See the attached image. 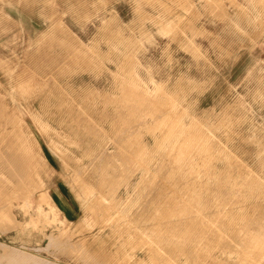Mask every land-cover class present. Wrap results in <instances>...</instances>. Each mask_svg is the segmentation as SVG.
<instances>
[{
    "label": "rangeland",
    "instance_id": "1",
    "mask_svg": "<svg viewBox=\"0 0 264 264\" xmlns=\"http://www.w3.org/2000/svg\"><path fill=\"white\" fill-rule=\"evenodd\" d=\"M261 224L264 0H0V264H264Z\"/></svg>",
    "mask_w": 264,
    "mask_h": 264
},
{
    "label": "crops",
    "instance_id": "2",
    "mask_svg": "<svg viewBox=\"0 0 264 264\" xmlns=\"http://www.w3.org/2000/svg\"><path fill=\"white\" fill-rule=\"evenodd\" d=\"M52 165V164H51ZM68 188L62 182H55L49 184V194L53 198L56 206L58 207L59 211L63 214V216L69 222H76L81 216V209L78 204H76L75 208V215L73 216V210L69 207L70 198L68 195Z\"/></svg>",
    "mask_w": 264,
    "mask_h": 264
},
{
    "label": "bare ground",
    "instance_id": "3",
    "mask_svg": "<svg viewBox=\"0 0 264 264\" xmlns=\"http://www.w3.org/2000/svg\"><path fill=\"white\" fill-rule=\"evenodd\" d=\"M124 92V91H123ZM142 106V105H141ZM127 114H129V113H127ZM159 118V117H158ZM129 125V124H128ZM125 131V130H124ZM190 142V141H189ZM186 144V143H185ZM191 144V143H190ZM115 145V144H114ZM190 147V146H189ZM179 155V154H178ZM143 161V160H142ZM133 162V161H132ZM132 171V170H131ZM79 173V172H78ZM188 182V181H187ZM156 183V182H155ZM161 183V182H160ZM244 183V182H243ZM143 184V183H142ZM163 184V183H162ZM186 184V183H185ZM157 185V184H156ZM147 186V185H146ZM179 186V185H178ZM243 186V185H242ZM186 187V186H185ZM244 187V186H243ZM180 188V187H179ZM226 189H228V188H226ZM155 190V189H154ZM242 190V189H241ZM244 190V189H243ZM220 191H221V189H220ZM224 191V190H223ZM222 192V191H221ZM240 192V191H239ZM247 195V194H246ZM144 196V195H143ZM176 196V195H175ZM174 197V196H173ZM243 198H244V196H243ZM240 199V198H239ZM96 200V199H95ZM244 200V202H245V199H243ZM243 200H242V202H243ZM229 203H230V201H228ZM169 203V202H168ZM172 203V202H171ZM164 204V203H163ZM176 204V203H175ZM175 204H173V205H175ZM222 204V203H221ZM239 204L241 205V203L239 202ZM212 205V204H211ZM220 205V204H219ZM238 205V204H237ZM239 205V207L238 208H242V206H240ZM243 205V204H242ZM101 206V205H100ZM108 206V205H107ZM215 206V205H214ZM225 206H227V205H225ZM229 206V205H228ZM248 206V205H247ZM224 207V206H223ZM229 207H231V206H229ZM249 207V206H248ZM251 207V206H250ZM164 208H165V206H164ZM214 208V207H213ZM220 208V207H219ZM101 209V208H100ZM145 209V208H144ZM233 209V208H232ZM242 209H244V208H242ZM51 210V209H50ZM238 210V209H237ZM106 211V210H105ZM222 211V210H221ZM230 211H231V209H230ZM239 211H241L240 209H239ZM53 212V211H52ZM51 212V213H52ZM233 212V211H232ZM254 214V213H253ZM50 215H53V214H50ZM113 217V216H112ZM103 218V217H102ZM166 218V217H165ZM253 218V217H252ZM113 219V218H112ZM167 219V218H166ZM241 219V218H240ZM239 219V220H240ZM243 219V218H242ZM251 221V220H250ZM163 222H165V221H163ZM240 222V221H239ZM255 222V221H254ZM257 222V221H256ZM258 222H259V220H258ZM263 222V221H262ZM130 224V223H129ZM165 224V223H164ZM246 224V223H245ZM163 225V224H162ZM244 225V224H243ZM250 225V224H249ZM262 225V224H261ZM264 225V224H263ZM262 225V226H263ZM255 226V225H254ZM258 226V225H257ZM251 227V226H250ZM256 227V226H255ZM236 228H237V226H236ZM244 228V227H243ZM262 229V228H261ZM248 229H246L245 231H247ZM254 230H255V228H254ZM135 231V230H134ZM224 232V231H223ZM221 233V232H220ZM240 233V232H239ZM245 233V232H244ZM247 233V232H246ZM249 233V232H248ZM264 233V232H263ZM131 234V233H130ZM189 234V233H188ZM215 234V233H214ZM218 234V233H217ZM230 234V233H229ZM18 236H20V235H23L22 237H21V240L23 239V240H25L24 242H28V239H29V237H31V232L28 230L27 231V229H24V231L23 232H21L20 234L18 233L17 234ZM16 235V236H17ZM207 235V234H206ZM210 235H212V234H210ZM249 235V234H248ZM253 235V234H252ZM262 235H264V234H262ZM239 236V235H238ZM259 236L261 237V235L259 234ZM136 237V236H135ZM223 237V236H222ZM245 237H247V236H245ZM253 237V236H252ZM257 237V236H256ZM205 238V237H204ZM214 238V237H213ZM243 238H244V236H243ZM243 238H240V239H243ZM249 238V237H248ZM255 238V237H254ZM259 239L260 238H258V240L257 241H259ZM261 239H264V236H263V238H261ZM261 239H260V241H261ZM22 240V241H23ZM141 240V239H140ZM151 240V239H150ZM196 240V239H195ZM201 240V239H200ZM210 240V239H209ZM214 240V239H213ZM252 240V239H251ZM256 240V239H255ZM246 241V240H245ZM254 241V240H253ZM264 241V240H263ZM242 242H244V240L242 241ZM248 242V241H247ZM259 243V248H260V251H261V246L262 245H260L261 243H262V241L261 242H258ZM209 244V243H208ZM219 244V243H218ZM240 244V243H239ZM238 244V245H239ZM255 244H256V242H255ZM263 244H264V242H263ZM216 245V244H215ZM258 245V244H257ZM241 245H239V247H240ZM244 246V245H243ZM247 247H249V246H247ZM254 247H256V246H254ZM241 248V247H240ZM262 248H263V246H262ZM226 249V248H225ZM247 249V248H246ZM156 250V249H155ZM224 250V249H223ZM254 250H257V251H253V252H257V253H260L259 252V250H258V247L255 249L254 248ZM210 251V250H209ZM228 251H229V249H228ZM244 251V250H243ZM247 251V250H246ZM211 252V251H210ZM219 252H220V250H219ZM224 253V252H223ZM244 253V252H243ZM250 253H252V252H250ZM256 253V254H257ZM222 254V253H221ZM229 254V253H228ZM252 254H254V253H252ZM264 254V253H263ZM263 254L261 253V255H260V257H258L259 256V254H257L258 256H257V258H256V260L258 259V258H262V256H263ZM223 255V254H222ZM222 255L220 256V257H222ZM231 255V254H230ZM244 255V254H243ZM246 255H248V254H246ZM245 255V256H246ZM250 255V254H249ZM237 256V255H236ZM240 256V255H239ZM244 256V258H247V256L245 257ZM253 255H251L250 256V258L249 259H253L254 257H252ZM255 256V255H254ZM252 257V258H251ZM218 258V257H217ZM239 258V257H238ZM264 258V257H263ZM156 259V258H155ZM226 259H228L227 257H226ZM248 259V258H247ZM229 260V259H228ZM245 260V259H244ZM251 260H249V261H251ZM253 260H255V259H253ZM263 260V259H262ZM260 261V260H259ZM167 262V261H166ZM262 262H264V261H262ZM163 264V263H162ZM259 264H261V263H259Z\"/></svg>",
    "mask_w": 264,
    "mask_h": 264
}]
</instances>
